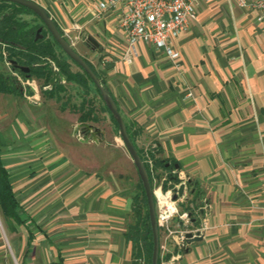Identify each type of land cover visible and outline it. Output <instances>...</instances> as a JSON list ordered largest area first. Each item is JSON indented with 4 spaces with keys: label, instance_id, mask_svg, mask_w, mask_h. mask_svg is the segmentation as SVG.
<instances>
[{
    "label": "crops",
    "instance_id": "crops-1",
    "mask_svg": "<svg viewBox=\"0 0 264 264\" xmlns=\"http://www.w3.org/2000/svg\"><path fill=\"white\" fill-rule=\"evenodd\" d=\"M34 1L66 35L98 30L96 51L106 62L96 70L133 143L142 151L158 146L157 155L194 184L180 208L202 197L210 203L202 239L188 241L173 259L170 243L167 264H264V27L255 11L236 0L201 1L187 31L173 40L177 59L139 43L137 57L125 63L116 60L125 46L119 8L92 14L96 2L108 0ZM27 88L30 94L21 88L0 98L19 95L38 105L43 95ZM65 120L63 127H38L35 115L15 119L0 108V157L23 220L8 227L1 216L8 248L18 264H130V197L117 193L111 172L102 175L103 164L91 165V147H82L86 161L74 158L79 144L102 141L78 140L73 129L83 121ZM4 250L0 231V264H15Z\"/></svg>",
    "mask_w": 264,
    "mask_h": 264
},
{
    "label": "built area",
    "instance_id": "built-area-1",
    "mask_svg": "<svg viewBox=\"0 0 264 264\" xmlns=\"http://www.w3.org/2000/svg\"><path fill=\"white\" fill-rule=\"evenodd\" d=\"M201 1L210 0L98 1L94 4L92 14L99 18L108 8H119L116 25L123 34L125 46L116 60L131 63L138 55L139 43L153 45L163 50L170 59L175 60L179 57V52L174 49L173 40L187 31L190 22L196 16V5ZM236 2L240 7L254 10L256 21L264 27V0H236ZM105 62L106 60L102 59V63ZM25 84L35 90L33 80H27ZM89 129L92 133L94 132L93 129ZM73 134L80 141L90 138L96 141L92 134L90 137L85 133L81 123L74 126ZM143 156V162L149 170L155 204L160 264H167L171 260V258H165L170 243L174 244L176 249L173 259L187 247V233H191V237L202 235L208 227L210 203L202 197L197 203H188L186 207L180 208V204L187 202L193 195L188 181L176 168L164 170L156 167L148 148L144 149ZM169 175L175 176L177 180H168ZM180 185H183L182 194L174 199L173 195L177 194Z\"/></svg>",
    "mask_w": 264,
    "mask_h": 264
},
{
    "label": "trees",
    "instance_id": "trees-1",
    "mask_svg": "<svg viewBox=\"0 0 264 264\" xmlns=\"http://www.w3.org/2000/svg\"><path fill=\"white\" fill-rule=\"evenodd\" d=\"M23 12L33 13L30 9L22 5L12 2L0 1V61L8 62L9 60H15L18 64L28 66L30 68L28 76L25 73H19L27 78L34 76L41 80L42 84L46 83L51 77L53 66L64 76V80L66 82H74L84 89L88 88V81L93 84L88 74L85 73L78 64L77 65L80 67L81 72L70 69L69 64L56 51V47L59 48V46L52 39L46 29L44 31L41 26L29 24L19 17V14ZM55 23L58 30L64 36L63 30L56 21ZM85 60L90 68L95 72V74L101 78L100 74L90 63V61L87 59ZM39 62L43 64H39ZM54 85H57L58 89L62 88L60 82L58 84L54 83L52 85L53 87L50 89L51 91L54 90ZM95 89L99 93L96 87ZM0 92L21 94V88L14 85V82L11 81L10 77H2V75H0ZM99 109L104 110L109 114L111 120L118 130L116 121L104 103ZM95 110L96 108L92 106L86 107L83 105L80 108V112H82V114L80 115L79 120L95 121ZM128 135L132 141L129 133ZM133 145L135 146L142 160H144L143 151L137 148L134 143ZM158 152L159 148L156 145L149 149V154L153 158L156 167L164 170L175 168V162L158 156ZM145 166L149 175L148 167L146 164ZM168 180L176 181L177 178L173 175H169ZM188 185L192 188L191 190H193L194 193V184L191 181H188ZM140 186L142 189L140 202L138 201L139 197L136 194L133 197V203L131 205L135 220L133 223L128 224L125 238L131 243L130 264H151L152 233L148 217L146 196L141 181ZM19 208L20 205L14 194L9 174L0 157V214L8 227H12L13 223L20 224L23 221L18 213ZM158 264H160V258H158Z\"/></svg>",
    "mask_w": 264,
    "mask_h": 264
},
{
    "label": "rangeland",
    "instance_id": "rangeland-1",
    "mask_svg": "<svg viewBox=\"0 0 264 264\" xmlns=\"http://www.w3.org/2000/svg\"><path fill=\"white\" fill-rule=\"evenodd\" d=\"M66 15L69 19L71 15L66 12ZM19 17L28 22L29 24H36L43 28V24L41 20L33 13L30 12H23L19 14ZM102 32V31H101ZM64 37L71 43L72 47L85 59L90 61V63L96 68L100 69L102 66V57H104L105 53H101L96 51V47L92 44L87 42L84 33L78 34L77 31L71 30V32H66ZM91 37H93L96 41L100 42L103 40L102 36L98 32L97 29L91 28ZM100 44V43H99ZM101 45V44H100ZM105 45V44H104ZM104 49V47H103ZM56 51L62 56V58L69 64L70 69L73 71H80V67L75 64L71 59H69L59 48L56 47ZM101 53L102 57L98 55ZM108 54V53H107ZM0 75L2 77H10L11 81L14 82V85L17 87L22 88L25 90V93L30 94V90L27 88L28 86L25 82L33 80V84L35 85V89L38 88V93L42 96L40 103L38 105H31L26 98L19 95H5L0 98V108L7 112L8 115H14L15 119H26L31 115L42 119L41 125L47 123V125L52 124L54 126L63 127L64 122L63 120H77L80 121V108L84 105L86 107H94L95 110V121L87 120L81 123H88L93 126L94 129L103 130L105 136L102 137V142L100 144L91 143L90 146L81 145L80 150H75L74 158L81 161L85 157V153L82 151V147H91V165L94 164H103V168L108 172H103L102 175L107 173H112L113 177L117 180L118 189L117 193L121 194V197H124L126 193L130 197V207L128 211L127 222L133 223L135 220L134 214L131 209V205L133 203L134 195H138V201L140 202L142 189L140 186L139 176L136 171L132 160H125L123 155H121L120 151L116 148L115 138L117 140V144L120 147H123L121 138L119 136V132L111 120L109 114L99 109L103 106V101L95 89L94 85L88 81L87 82V89L80 87L79 85L75 84L74 82H66L65 80H60V85L62 86L61 89L57 88V85H54V90H50L49 88L40 89L39 85L42 84V81L37 79L36 77H24L19 72H16L11 69V65L6 61H0ZM58 82V83H59ZM58 84L57 82H55ZM0 95H4L0 93ZM88 109V108H86ZM85 109V110H86ZM7 116V115H6ZM63 119V120H62ZM65 120V122H66ZM59 123V124H57ZM56 124V125H55ZM62 124V125H60ZM66 131V128L65 130ZM63 129L61 132H64ZM60 132V133H61ZM64 135V134H63ZM9 134H7V137ZM20 136H17V138ZM65 137V136H63ZM118 137V138H117ZM19 141V140H18ZM22 141V140H21ZM75 143V142H74ZM80 155V156H79ZM110 170V171H109ZM123 200V199H121ZM129 201V200H128ZM141 205V204H140ZM129 206V204H128ZM144 211V207H143ZM5 224H3L1 215H0V231L2 235V240L4 243L5 248V260L7 256L18 264L16 259H14V255L12 251L8 248L7 243V236H6V229Z\"/></svg>",
    "mask_w": 264,
    "mask_h": 264
},
{
    "label": "water",
    "instance_id": "water-1",
    "mask_svg": "<svg viewBox=\"0 0 264 264\" xmlns=\"http://www.w3.org/2000/svg\"><path fill=\"white\" fill-rule=\"evenodd\" d=\"M0 1H6V2H12L19 5H22L28 9H30L42 22L45 29L48 31L52 39L57 43L61 51L72 61H74L76 64H78L82 70L88 74L90 79L92 80L95 87L98 89L100 97L104 103V105L107 107L108 111L113 116L114 120L117 123L118 126V132L122 141V144L126 151L128 152L135 168L138 173L139 179L142 183V186L144 188L146 201H147V209H148V217L151 227V233H152V253H151V264H158V258H159V231L156 221V211H155V204H154V198L152 193V187L149 179L148 172L146 170V166L137 152L135 146L133 145L127 130L126 125L123 120V117L121 116L117 104L115 100L113 99L107 85L103 80L98 77L95 72L90 68L86 60L72 47L71 43L61 34V32L58 30L55 20L53 17L49 14V12L42 7L39 3H37L34 0H0ZM87 42L91 43L94 47H98V42L88 35L86 37ZM8 63L11 65V67L21 73H25L28 76L30 68L25 65L18 64L15 60H9ZM39 64H43L39 62ZM64 80V76L54 67H52V75L49 78V80L46 83H43L41 86L45 88L51 87L55 82H59L60 80ZM83 127H88L94 130L92 133L93 139H96V141H102L101 131L99 129H94L92 125L87 123H81ZM177 168L178 165H175ZM183 191V185H180L177 191V194L173 195V198L175 199L178 195H181ZM186 237L188 238V241H199L202 239V235H195L191 237V233H187Z\"/></svg>",
    "mask_w": 264,
    "mask_h": 264
},
{
    "label": "flooded vegetation",
    "instance_id": "flooded-vegetation-1",
    "mask_svg": "<svg viewBox=\"0 0 264 264\" xmlns=\"http://www.w3.org/2000/svg\"><path fill=\"white\" fill-rule=\"evenodd\" d=\"M45 28V27H44ZM11 69L13 70V68L11 67ZM17 72V71H16ZM42 85V84H41Z\"/></svg>",
    "mask_w": 264,
    "mask_h": 264
}]
</instances>
